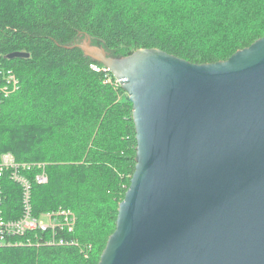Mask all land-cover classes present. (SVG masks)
I'll return each mask as SVG.
<instances>
[{
	"label": "trees",
	"instance_id": "1",
	"mask_svg": "<svg viewBox=\"0 0 264 264\" xmlns=\"http://www.w3.org/2000/svg\"><path fill=\"white\" fill-rule=\"evenodd\" d=\"M86 34L113 55L155 46L215 62L264 35V0H0V63L21 82L2 104L0 150L35 164L26 172L35 215L77 214L61 244L48 243L50 231L6 237L0 264H98L116 227L136 164L133 102L76 45ZM39 164L43 184L32 179ZM0 183L3 215L18 218L22 186L8 172Z\"/></svg>",
	"mask_w": 264,
	"mask_h": 264
},
{
	"label": "water",
	"instance_id": "2",
	"mask_svg": "<svg viewBox=\"0 0 264 264\" xmlns=\"http://www.w3.org/2000/svg\"><path fill=\"white\" fill-rule=\"evenodd\" d=\"M76 45L129 94L137 140L98 264H264V35L203 63Z\"/></svg>",
	"mask_w": 264,
	"mask_h": 264
},
{
	"label": "built area",
	"instance_id": "3",
	"mask_svg": "<svg viewBox=\"0 0 264 264\" xmlns=\"http://www.w3.org/2000/svg\"><path fill=\"white\" fill-rule=\"evenodd\" d=\"M95 70L110 71L106 66H98L91 64ZM108 82L121 84L120 81L114 76V79L109 76ZM21 86L20 78L17 73L11 68H4L0 63V119L2 115V104L4 99L11 93L17 91ZM35 164L27 161H19L13 153L9 151L0 150V178L5 172H8L11 179L16 181L22 186V214L15 219H6L0 209V246L6 241V237L19 236L25 234L27 231H50L51 237L48 239L49 244H61L65 242V237L59 235V231L73 230L74 227V212L71 209L59 208L54 211L45 212L44 218L35 215L32 211L31 201V179L26 174L27 171L34 169ZM36 172L32 179L39 184L48 182L49 175L47 171L41 168L40 164L37 165ZM2 184L0 183V204L2 201ZM53 233V234H52ZM59 235V238L56 237Z\"/></svg>",
	"mask_w": 264,
	"mask_h": 264
},
{
	"label": "rangeland",
	"instance_id": "4",
	"mask_svg": "<svg viewBox=\"0 0 264 264\" xmlns=\"http://www.w3.org/2000/svg\"><path fill=\"white\" fill-rule=\"evenodd\" d=\"M81 39H83V36H82ZM73 211H74V210H73ZM44 214H45V212L41 214V217L44 218V216H45ZM74 217H75V218H74V220H75L74 227H76V223H77V214H76L75 211H74ZM36 237H37V236H36ZM18 241H20V240H18ZM28 242H29V241H28ZM18 244H20V243H18ZM55 244H56V243H55ZM78 244H79L81 247L83 246L82 243H80V242H79ZM78 244H76V245H78ZM87 246H88V245H87ZM87 249L90 250L91 247L89 246L88 248H84L83 251H84V252H87V251H86ZM88 255H89V253H88ZM88 255H87V256H88Z\"/></svg>",
	"mask_w": 264,
	"mask_h": 264
}]
</instances>
